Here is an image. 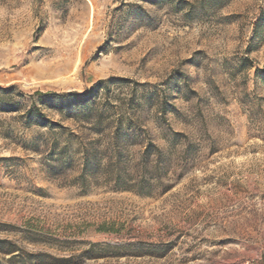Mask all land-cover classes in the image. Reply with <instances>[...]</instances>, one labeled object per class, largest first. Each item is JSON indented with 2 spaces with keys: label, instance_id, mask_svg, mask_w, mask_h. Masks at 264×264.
Here are the masks:
<instances>
[{
  "label": "rangeland",
  "instance_id": "374dc122",
  "mask_svg": "<svg viewBox=\"0 0 264 264\" xmlns=\"http://www.w3.org/2000/svg\"><path fill=\"white\" fill-rule=\"evenodd\" d=\"M263 70L264 0H0V251L264 264ZM46 93L90 100L27 126ZM118 123L132 189L83 194L82 151L107 164Z\"/></svg>",
  "mask_w": 264,
  "mask_h": 264
},
{
  "label": "trees",
  "instance_id": "16d2710c",
  "mask_svg": "<svg viewBox=\"0 0 264 264\" xmlns=\"http://www.w3.org/2000/svg\"><path fill=\"white\" fill-rule=\"evenodd\" d=\"M152 3L162 0H148ZM199 3L203 4L204 2L214 4L218 0H198ZM256 28L258 25L255 26ZM264 73V70L262 71ZM105 83L103 81L98 82L94 88L89 92L91 96H95L99 89ZM90 99L88 96H79L76 94H68V95H58L56 93H46V94H38V107H35L33 110L26 111L24 119L25 124L27 126L36 125L42 128H55V124L49 121L47 116L43 113V111H57L62 112L63 110H68L73 106H82L86 104ZM94 109H89L85 113H80L77 116L83 117L86 124L88 122L95 121V124L92 126H99L102 124L101 115L95 114L93 116ZM114 130L115 132L111 133L110 141V159L108 158L107 164L103 165V160L106 158L105 151H101L96 146L86 147L82 151V170L79 175L80 179V187L82 188L83 194L87 191L86 188L93 184L92 180H95L100 174L109 178L108 184L111 185V189L115 191L119 190H131L132 187L128 186L126 181L121 176V168L120 161L118 160L121 156V151L124 146L127 145V139H131L135 136V134H120L119 130L121 128L120 123L117 124ZM89 146V145H88ZM138 194H143L142 191H136ZM9 246V248L4 251H0L3 255H10L11 260L15 262V264H66V260H59L52 258L49 255L45 254H28L27 259H21L15 249V246L12 243H3ZM48 261H47V260Z\"/></svg>",
  "mask_w": 264,
  "mask_h": 264
}]
</instances>
